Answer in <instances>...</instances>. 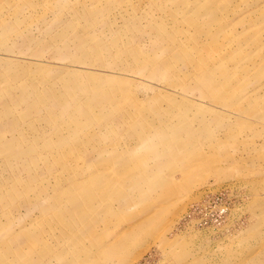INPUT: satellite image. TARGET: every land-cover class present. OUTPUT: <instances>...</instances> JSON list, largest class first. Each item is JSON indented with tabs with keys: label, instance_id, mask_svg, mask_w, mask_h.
<instances>
[{
	"label": "rangeland",
	"instance_id": "rangeland-1",
	"mask_svg": "<svg viewBox=\"0 0 264 264\" xmlns=\"http://www.w3.org/2000/svg\"><path fill=\"white\" fill-rule=\"evenodd\" d=\"M0 264H264V0H0Z\"/></svg>",
	"mask_w": 264,
	"mask_h": 264
}]
</instances>
